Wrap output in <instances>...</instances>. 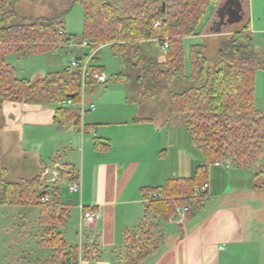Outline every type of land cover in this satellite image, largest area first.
Here are the masks:
<instances>
[{
    "label": "trees",
    "instance_id": "1",
    "mask_svg": "<svg viewBox=\"0 0 264 264\" xmlns=\"http://www.w3.org/2000/svg\"><path fill=\"white\" fill-rule=\"evenodd\" d=\"M220 1L67 0L62 10L26 16L18 12L13 0H0V134L5 128L6 101L54 104L56 125L79 127L80 108L61 102L81 101L83 85H96L94 74L103 72V67L90 64L84 77L79 67L69 65L32 81L19 78L7 56L45 53L76 39L66 33L64 17L80 3L84 7L82 41L92 49L101 44L111 46L122 61L116 79L126 83L134 101L154 99L167 91L170 112L183 116L184 126L202 152L204 161L194 176H171L164 185L142 189L145 215L138 230L125 232L120 264H141L159 248L163 221L180 207L205 203L208 190L196 194L195 189L208 181L212 164L251 168L264 151V113L255 105L256 73L264 69V53L255 49L250 20L221 40L214 61L205 53V44H192L187 70L184 40L199 33L208 10ZM156 22L160 25L155 26ZM155 42L161 47L168 43L164 60L152 54ZM108 146L107 141L95 139L97 149ZM70 170L69 182L78 181V171ZM0 205L39 207L41 223L49 226L63 225L70 216V203L63 200L61 188L43 185L41 175L2 181ZM42 245L51 252L41 264L80 262L79 245L69 244L61 231L44 238Z\"/></svg>",
    "mask_w": 264,
    "mask_h": 264
},
{
    "label": "crops",
    "instance_id": "2",
    "mask_svg": "<svg viewBox=\"0 0 264 264\" xmlns=\"http://www.w3.org/2000/svg\"><path fill=\"white\" fill-rule=\"evenodd\" d=\"M208 13H211V17H218L217 9H209ZM218 18L211 22L212 28L208 27L212 34L199 33L190 37L204 38L220 34ZM84 57L79 56L77 59ZM3 111L6 122L1 135L7 142H32L37 147L45 143L65 146L62 156L58 147L53 148L51 164L42 160L38 175L46 182L45 171L48 167L56 164H62L65 168L74 167L81 183V189L74 198L80 218L84 207L101 213L98 221L86 225L82 234L81 230L77 233L78 239L75 241H69L62 234L71 245L80 246L83 242L79 264H120L125 251V232L129 229L138 230L145 215L142 189L164 185L171 176L189 177L184 174L188 172L184 171L187 168L191 171L195 167L197 169L201 164H193L182 148H177L180 143L169 144V137L164 136L163 127L152 118L139 117L137 112L127 120L113 121L105 118V114L100 111L89 114L88 122L86 119L79 127H73L55 124L54 104L6 101ZM80 113L82 119L81 110ZM180 128L182 126L179 125L177 134L185 137ZM96 138L107 141L110 146L97 149ZM75 148L82 152V172L73 162ZM224 168L215 164L210 166L207 181L209 200L199 206H189L183 213L179 210L184 207H180L168 221H163V240L159 248L141 264H234L235 257L241 254L238 246L246 242L243 222L231 201L214 200L213 191L216 185H220L222 196H227L229 192L240 194L248 184H243L245 174L240 171L241 168L227 173ZM46 184L49 185V182ZM251 189L255 190L253 186ZM212 202L216 204L212 205ZM69 203L71 206L72 202ZM14 237L9 240L7 247L15 257L14 250L23 248L25 242L16 243Z\"/></svg>",
    "mask_w": 264,
    "mask_h": 264
},
{
    "label": "rangeland",
    "instance_id": "3",
    "mask_svg": "<svg viewBox=\"0 0 264 264\" xmlns=\"http://www.w3.org/2000/svg\"><path fill=\"white\" fill-rule=\"evenodd\" d=\"M13 1L18 12L26 16L48 15L53 13L55 9H64L67 3V0ZM230 2L235 4H230ZM210 9H217L219 18L215 15L211 17V13H207V17L201 25L199 33L212 34L211 29L208 27L213 25L211 23L213 19L218 18L221 21L223 14H227L224 17H229L228 21L233 22L221 26V32L218 35H209L204 38L197 36L185 38L184 44L188 71L190 69V47L193 43L203 41L202 43L206 45L205 53L211 61H214L221 40L228 37L232 32L241 29L249 20L252 26L255 49L264 53V0H221L219 5L212 6ZM238 17L241 20H236ZM234 20L236 21L234 22ZM217 23L219 24L218 21ZM64 28L67 34L76 36V39L45 53H36L27 57H17L14 54L7 56V61L16 67L19 78L36 81L47 76L49 73L63 70L73 60L79 58V56H85L79 59L85 60L96 51L90 64L103 67V72L111 78L106 83L96 84L93 87H83L81 101L75 103V106L81 108L85 101L87 102H85L87 106H89L93 101L96 109L94 111L88 110L82 112L81 122L84 123L86 119L88 122L89 114H97L100 111L105 114V118L113 121L127 120L137 112L139 117L152 118L160 127H163L164 136L169 137V144L178 145L180 143L177 148H182V152L191 161L193 160V164L195 162L202 163V152L184 126L183 116L178 113H171L169 110L168 92L163 91L159 97L154 99H145L142 102L134 101L130 98L132 92L128 89L126 83L116 79L122 69V61L119 56L114 54L111 46L106 44L100 48L92 49L90 45L84 44L86 41H82L84 31V7L82 4L77 3L73 5L65 15ZM152 49V54L159 60L165 59L166 48L161 47L155 42ZM255 91L256 108L264 113V69H260L256 73ZM179 125L182 126L180 131H184L186 135L185 137L183 136L184 138L176 132L179 131L177 129ZM52 144L45 143L37 147L32 142L26 144H21L17 140L7 142L4 136L0 134V186L2 181L31 179L38 175L41 170L42 160L51 164L53 148L58 147L61 156L64 155L65 146ZM171 151L173 150L171 149ZM73 153L75 157L73 162L76 164L77 169L82 172V152L75 148ZM60 165L63 166L62 164ZM52 167L54 165L49 168ZM70 169L66 167L65 174L57 173L56 176L48 174L49 186H59L63 200L65 202H72L73 204H71L69 209L70 216L66 218L63 225L56 224L49 226L41 223L40 209L36 206L0 205V264H17V262L19 264H41L51 252V250L42 245V241L44 238L52 235V233L56 234L57 231H61L64 237L71 242L78 239L80 210L77 206V200L74 199L77 192H70L69 189ZM233 169L240 168H231L230 166L224 168V171L227 173V171ZM196 170V167L192 171L187 168L184 172L188 173L184 174L186 176H194ZM240 171H243L245 174L243 184H248L246 188H243L242 193L232 194V192H229L227 196H222V187L216 185L213 197L214 200L231 201V204L235 206L243 222L246 242L238 246L241 254L235 257L234 264H264V151L253 167L241 168ZM256 172L259 173L258 176H255ZM232 181L231 179V183ZM42 183L44 185L47 183V180L46 182L42 180ZM254 185L259 186V188L252 190L251 186ZM213 197H211L212 201ZM208 200L209 198L207 197L206 201ZM215 204L216 202H212V205ZM12 236H15L16 243L25 242L23 248L14 250L17 261L9 253L7 247Z\"/></svg>",
    "mask_w": 264,
    "mask_h": 264
},
{
    "label": "built area",
    "instance_id": "4",
    "mask_svg": "<svg viewBox=\"0 0 264 264\" xmlns=\"http://www.w3.org/2000/svg\"><path fill=\"white\" fill-rule=\"evenodd\" d=\"M160 25V22H156L155 23V26H159ZM84 44L86 45H89V43L86 41ZM106 44H101L100 46H98V48L104 46ZM168 47V43L165 44L164 48H167ZM96 52V51H95ZM95 52L88 56L85 60H79V59H75L73 60L71 63H70V66L71 67H74V68H81L82 70V73H83V76L85 77L86 73H87V70H88V67L90 65V61L91 59L93 58ZM94 79L97 81V82H100V83H105L108 81L109 79V76L106 75L104 72H96L94 74ZM85 86V84L83 85V87ZM86 102V101H85ZM83 104V107L80 108L81 112H86L88 110H95L96 109V106L95 104H90L89 106H87V102ZM61 104L63 105H73V101L71 99H64ZM215 165L217 166H225V167H230V164L229 163H221V162H216ZM51 174L52 176H56L57 173H64L65 174V167L64 166H61L60 164H56L54 165V167L52 168H47L46 171H45V175H46V179L47 181L49 182V179H48V174ZM209 188V183L206 182L202 187H197L195 189V192L196 194H199V193H202L206 190H208ZM69 189H70V192H78L80 189H81V183L80 181H75V182H69ZM48 197H44L43 200L44 201H48ZM189 208L188 207H184L182 210H179L181 211L182 213L183 212H186ZM101 218V213L99 211H95L93 209H90V210H84L83 208V211L81 213V218H80V230H81V234L83 233L84 231V227L88 224H92L96 221H98L99 219ZM80 254L82 256L83 254V242L81 241L80 243Z\"/></svg>",
    "mask_w": 264,
    "mask_h": 264
},
{
    "label": "water",
    "instance_id": "5",
    "mask_svg": "<svg viewBox=\"0 0 264 264\" xmlns=\"http://www.w3.org/2000/svg\"><path fill=\"white\" fill-rule=\"evenodd\" d=\"M232 2H230V4H231ZM232 4H235V3H232ZM227 14H223L221 17H222V20L221 21H219V26H223L224 24H226L227 22H233V21H228L229 19V17H224V16H226ZM240 15V14H239ZM220 17V18H221ZM224 17V18H223ZM236 20H241V18L240 17H238ZM236 20H234V22L236 21Z\"/></svg>",
    "mask_w": 264,
    "mask_h": 264
}]
</instances>
